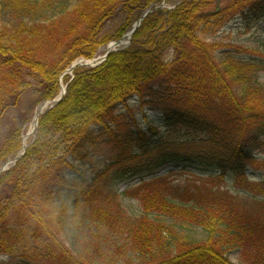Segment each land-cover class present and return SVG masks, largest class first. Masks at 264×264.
Here are the masks:
<instances>
[{"label":"trees","instance_id":"1","mask_svg":"<svg viewBox=\"0 0 264 264\" xmlns=\"http://www.w3.org/2000/svg\"><path fill=\"white\" fill-rule=\"evenodd\" d=\"M162 1L0 0V165L20 151L22 128L4 120L24 95L55 98L74 60L94 58L150 10L127 47L63 76L65 94L0 175V264H236L232 252L264 264V64L209 41L232 21L262 23L264 0ZM136 100L186 139L153 124L119 132L118 112ZM169 166L200 177L174 186L173 170L158 174Z\"/></svg>","mask_w":264,"mask_h":264},{"label":"rangeland","instance_id":"2","mask_svg":"<svg viewBox=\"0 0 264 264\" xmlns=\"http://www.w3.org/2000/svg\"><path fill=\"white\" fill-rule=\"evenodd\" d=\"M178 1L179 0H170L162 5L169 8L173 7L176 3H178ZM227 1L228 0H220L222 4H225ZM209 41H216L220 43L222 45L220 53H225L226 56H231L233 58L242 57L244 60L250 59L254 61H260V63L264 64V21L258 25L252 24L249 28L248 25L243 24L241 21H232ZM106 48L107 45L102 47L99 50L98 56H102ZM259 80L264 87V71L259 73ZM32 82H35V79L32 78ZM36 100L37 96L35 92L30 91L28 94L24 95V97L21 99V105H18L7 114L4 120L5 128L8 129L13 126H20L22 128V136H26V134L30 131V125L36 115V109L41 105V103L37 104ZM155 106L148 102H139L137 100L130 102L118 112L115 128L119 132L123 133L131 129H147L148 125L153 124L154 126H159V132L163 135V138L170 140H185V131H168L165 127H162V115L159 112V107L157 108ZM31 138L32 134L27 137V144ZM202 141L203 140H196L195 142L198 146L206 145V143H203ZM170 170H173V167H164L163 169L159 170L158 174L161 175L170 173ZM191 173L179 168L173 170V174L171 173L170 175V184L182 187L187 183L191 184V180L193 178L200 177L199 175H196V173ZM255 176L260 178L259 173H256L254 177ZM131 184L133 183L130 182V185ZM223 184L231 193H234V190L228 180H224ZM125 187L126 184L121 185L120 190L125 189ZM235 195L238 196L239 203H245L249 200L242 192H239ZM122 205L131 213H140L141 207L135 200L125 197L122 200ZM184 228L188 229L190 232L189 234L197 236L198 238H202L204 235L202 229L198 226H187ZM229 257L234 263L240 264L237 252H232ZM2 261L5 264H16L20 262L15 258L11 259L10 257L6 256L2 257ZM39 264L50 263L46 262L45 260H39Z\"/></svg>","mask_w":264,"mask_h":264},{"label":"water","instance_id":"3","mask_svg":"<svg viewBox=\"0 0 264 264\" xmlns=\"http://www.w3.org/2000/svg\"><path fill=\"white\" fill-rule=\"evenodd\" d=\"M147 13H148V12H146L142 17H140V18L135 22V24L133 25V27H132V29L130 30L129 33L125 34L121 39L116 40V41H114V42H112V43H110V44L108 45L105 54H104L102 57H99V58H98V60H97V63H98V64H99L100 62L104 61V60L106 59L107 55H108L110 52L114 51L115 48H116L117 46H120L121 44H123L125 38L128 39V42L130 41L133 32H134L135 29L139 26L141 20L147 15ZM97 63H96V62H95V63H89V62H85V63L75 62V63L72 64V66L70 67L69 71H72L73 68H75V67H77V66H80V65H91V64H97ZM64 93H65V90H63L62 93H61L57 98H55L54 100H52V104L58 102V101L61 99V97H62V95H63ZM49 103H50V101H44V102L42 103L41 109L44 108V107H46ZM41 113H42V111H40L39 114H41ZM39 114H38V115H39ZM38 115H37L36 118H35V127H36L37 122H38ZM35 127L33 128V130H32L30 133H32V132L34 131ZM30 133H29V134H30ZM25 151H26V145H25V144H22V151H21L17 156H15L14 158L8 160L6 163H4V164L0 167V174H1L3 171H5L6 169H8V164H10V163H14L18 158H20V157L24 154Z\"/></svg>","mask_w":264,"mask_h":264},{"label":"bare ground","instance_id":"4","mask_svg":"<svg viewBox=\"0 0 264 264\" xmlns=\"http://www.w3.org/2000/svg\"><path fill=\"white\" fill-rule=\"evenodd\" d=\"M126 41H127V38H125L123 44H125ZM40 110H41V106L38 107V108L36 109V115L40 112ZM34 125H35V122H34V120H33V122H32L31 125H30V130L34 127ZM27 137H28V136H24V138H23V143H24V144L26 143V139H27Z\"/></svg>","mask_w":264,"mask_h":264}]
</instances>
